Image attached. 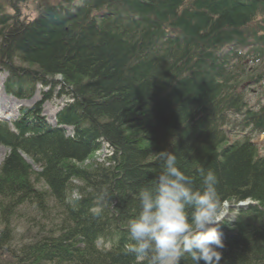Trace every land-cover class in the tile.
<instances>
[{"label": "trees", "instance_id": "16d2710c", "mask_svg": "<svg viewBox=\"0 0 264 264\" xmlns=\"http://www.w3.org/2000/svg\"><path fill=\"white\" fill-rule=\"evenodd\" d=\"M17 1L7 0L14 12ZM35 1L28 22L0 3L6 92L23 100L38 84L51 88L20 119L0 121V146L9 149L0 264H136L127 224L139 190L163 170L161 152L177 156L196 188L199 168L214 171L223 204L256 203L220 225L218 251L220 264H264V157L249 139L228 144L225 132L245 107L237 86L247 63L264 61V0ZM57 89L70 98L57 125L71 135L41 115ZM241 126L264 134V104ZM103 147V162L79 166ZM21 219L33 235L27 243L17 238Z\"/></svg>", "mask_w": 264, "mask_h": 264}, {"label": "clouds", "instance_id": "9594fccd", "mask_svg": "<svg viewBox=\"0 0 264 264\" xmlns=\"http://www.w3.org/2000/svg\"><path fill=\"white\" fill-rule=\"evenodd\" d=\"M162 172L138 192L139 211L128 221L132 243L127 253L136 264H220L225 247L220 225L228 212L217 191L218 177L212 170L198 169L202 188L177 166V156L161 152ZM95 215L101 208L92 209Z\"/></svg>", "mask_w": 264, "mask_h": 264}, {"label": "rangeland", "instance_id": "374dc122", "mask_svg": "<svg viewBox=\"0 0 264 264\" xmlns=\"http://www.w3.org/2000/svg\"><path fill=\"white\" fill-rule=\"evenodd\" d=\"M0 3L3 4L5 6L6 12L7 14L14 16V15H19L21 17V20L23 21H31L33 19H35L38 15L37 12V2L35 0H19L16 2V6H17V11H13L10 7L11 5H9V3L7 2V0H0ZM78 5H80V2H78ZM17 12V14H16ZM16 65H19V63H16ZM24 67H27L25 65H21ZM250 70H248V76H251V74H253V76L257 75L259 72H262L264 75V64L261 66L258 65H254L253 66H249ZM8 79V72L6 70H4L3 68L0 67V116L2 118H6L9 120L15 119L16 117H19L20 115V110L22 109H29V108H33L36 104L40 103V101H42L43 98V94L45 93H49L51 91L50 87H43L40 84H38L34 91H33V95L31 98L29 99H24V100H18L15 99L11 96H9L6 92H5V84L6 81ZM62 78L61 77H55L53 79L54 82L59 83L60 80ZM248 82V78L246 76L242 77L241 79H239L238 83L240 85V87H243L247 84ZM57 90L52 92V98L51 100L47 101L45 104H43L42 107V112L43 115L47 121V123L51 126H55V114L60 112L65 106L66 104L70 103V98L69 97H65V96H60L58 95ZM244 96L246 97V102L247 105L250 109H254V107L256 105H259V101L261 100L262 96H264V80L258 84V85H246L244 88ZM233 123L230 127H228V131H230L229 135H228V140L229 143L235 142V141H239L242 140L245 135H243L244 133H241L238 130H235L238 126H236L234 124V122L239 123L240 119H237L235 117L231 118ZM58 126V125H56ZM63 128L66 133L68 135H71L73 133L72 128H67V127H61ZM254 143L256 144L257 148L260 150V156L264 155V136H254L253 139ZM9 153V149L4 147V146H0V169H1V165L5 159V157L8 155ZM109 150L107 149V147H103L101 149V151L97 152L96 154H94L88 161H86L85 163L79 165L82 168H92L94 167V165L96 163H101L105 160L106 157L109 156ZM26 160L33 166L34 171L39 172L40 168L35 165L33 163V161L30 158H26ZM75 185H77V182H74ZM43 186V185H42ZM76 195V194H75ZM26 214H28L27 219H29V215H32L29 211L26 212L24 211ZM230 214H232L234 211H232L230 209ZM23 213V212H22ZM25 214V215H26ZM24 215V216H25ZM232 220V219H230ZM45 224V222H42ZM25 224H28V222L26 221V219H21V220H17V223L15 222V226L17 229V238L19 240H21V242L23 241V243H27L30 241V239H32L33 235L32 234H28V226H26L25 228ZM1 230V227H0ZM22 236H24L23 238H21Z\"/></svg>", "mask_w": 264, "mask_h": 264}, {"label": "water", "instance_id": "95a60500", "mask_svg": "<svg viewBox=\"0 0 264 264\" xmlns=\"http://www.w3.org/2000/svg\"><path fill=\"white\" fill-rule=\"evenodd\" d=\"M247 206H246V204H240V205H238V206H235L234 207V209H241V208H246Z\"/></svg>", "mask_w": 264, "mask_h": 264}, {"label": "bare ground", "instance_id": "6f19581e", "mask_svg": "<svg viewBox=\"0 0 264 264\" xmlns=\"http://www.w3.org/2000/svg\"><path fill=\"white\" fill-rule=\"evenodd\" d=\"M225 211H227V212H228V211H229V209H226V208H225Z\"/></svg>", "mask_w": 264, "mask_h": 264}]
</instances>
